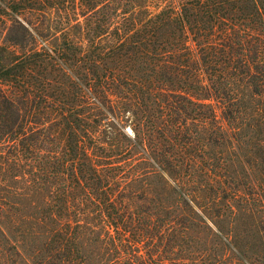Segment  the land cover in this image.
I'll use <instances>...</instances> for the list:
<instances>
[{"label": "trees", "instance_id": "trees-1", "mask_svg": "<svg viewBox=\"0 0 264 264\" xmlns=\"http://www.w3.org/2000/svg\"><path fill=\"white\" fill-rule=\"evenodd\" d=\"M199 208L264 230V0H0V264L221 262Z\"/></svg>", "mask_w": 264, "mask_h": 264}, {"label": "rangeland", "instance_id": "rangeland-1", "mask_svg": "<svg viewBox=\"0 0 264 264\" xmlns=\"http://www.w3.org/2000/svg\"><path fill=\"white\" fill-rule=\"evenodd\" d=\"M129 132L132 128L127 126ZM199 208L198 212L201 217L205 219L202 226L196 227L193 230L194 235L201 243V248L205 244H209L215 248V252L222 249L223 261L215 264H262L264 261V230L259 229V222H252V224H245L238 222L237 219L232 222L228 218L224 221V227L215 221L216 217L207 215ZM241 209L236 208L232 217H243ZM255 215L259 216L260 213ZM226 217V216H224ZM233 219V218H232ZM229 230V233L225 231ZM238 235H237V234ZM229 234V237L226 235ZM244 245V247H241Z\"/></svg>", "mask_w": 264, "mask_h": 264}]
</instances>
